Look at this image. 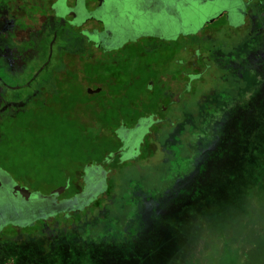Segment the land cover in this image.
<instances>
[{
  "label": "flooded vegetation",
  "instance_id": "1",
  "mask_svg": "<svg viewBox=\"0 0 264 264\" xmlns=\"http://www.w3.org/2000/svg\"><path fill=\"white\" fill-rule=\"evenodd\" d=\"M20 1L21 14L14 13L12 0L5 17L0 14V46H7L6 56L0 55V125L16 108L37 105L45 96L62 104L64 97L83 94L87 100L76 102L87 114L81 116L86 119L82 125L101 133L107 123L104 135L122 146L114 158L128 152L138 138L139 144L147 145L149 140L153 144L159 139L157 129L162 136L167 123L173 134L179 132L191 111L212 112L214 107L208 109L207 102L214 97V86L199 85L210 76L223 79L221 70L234 65L223 62L225 57L238 55L226 56L224 42L216 45L223 33L235 44L254 43L256 55L264 48V0H143L144 11L168 14L169 23L179 27L171 35L163 27L136 32L133 21L123 25L124 0ZM214 4L221 11L217 18L206 13ZM2 9L0 4L1 13ZM15 51L21 54L18 72ZM128 110L138 114L131 116H138L136 121L110 122L111 112ZM93 142L107 144L97 137ZM89 167L77 194L51 197L17 183L12 172L0 165V256L29 245L32 235L44 233L40 238L44 237L40 224L46 219L41 213L83 208L82 199L106 191L107 164Z\"/></svg>",
  "mask_w": 264,
  "mask_h": 264
},
{
  "label": "rangeland",
  "instance_id": "2",
  "mask_svg": "<svg viewBox=\"0 0 264 264\" xmlns=\"http://www.w3.org/2000/svg\"><path fill=\"white\" fill-rule=\"evenodd\" d=\"M7 3L8 0H0L3 8V12H0L1 16L5 17ZM12 3L15 5L16 16L21 14L23 10L21 1L12 0ZM122 3L123 1L121 5ZM142 3L143 0H124L123 25H131L133 21L132 30L136 32H152L151 30L155 31L160 27H163L168 35L178 31L179 27H173L169 23L171 20L168 14L144 11L140 7ZM200 8L198 4V12L202 11ZM124 13L129 17L126 18ZM206 13L207 15L212 13L211 18H217L221 11L214 4V7ZM10 18L12 21L11 16ZM230 35L235 36L236 34ZM226 36H228L227 33H223V37ZM223 37L217 41L216 45L225 43L226 56L232 52L242 53L244 57L253 56L254 64L258 66L259 62H264V48L259 55H256V53H251L256 49L254 43L248 44L251 50L248 52L243 44H235L233 38L227 40ZM225 58L223 61L225 63H233L235 66L239 63L235 59ZM175 70L173 69V72ZM242 71L244 69L241 66L240 72ZM258 78L263 81L256 88H264V74L262 73V76ZM245 83L252 85L254 81L247 79ZM199 86L207 87V89L214 86V90L223 88L222 94L232 102L231 105H235L233 104L235 91L240 90L235 85L224 88L225 85L211 76L202 81ZM207 107L209 109L208 105ZM220 109L223 108L220 107ZM225 110H233L229 116L235 118L233 119L235 122L233 124L234 135L238 132L240 134V129H242L248 142H252L250 150L242 151L244 158L249 159L250 155L264 158V117L260 120L261 122L251 126L249 122L251 117L248 113L242 112L245 108L231 106ZM161 132V128H158L159 139L153 144L151 140L147 142V146L143 149H146V154L142 155L141 161H138L133 169V172L143 175L146 173V176L141 182L134 181L136 183L133 182L134 186L126 193L127 200L132 201L133 199L134 202L129 218L124 222H117L113 219L100 221L97 226L98 231L87 229L81 234L63 231L62 233L56 232L54 235L47 233L43 238L40 236L44 233L32 235L29 245L15 247L10 252L4 251L0 256V264H264V181L258 190L251 184L247 187L235 183L229 184L227 187L234 190L230 195L225 196L227 199H231L235 193L243 194L244 190L247 192L245 198L228 200L226 205L217 204V201L221 199H214L212 181L214 169L217 167H214L216 154L212 140L208 141V137L197 131H191L190 144H197L198 141H202V144L199 145V152L193 153L192 158H188L190 155L185 154L180 137H175V142L166 147V144H163L164 135L161 136ZM139 140V138L136 139L134 144H139ZM23 143L20 144L14 140L11 152L21 167L25 165L28 167L30 164L34 169L30 172L33 177L29 175L31 182L29 183L37 186L39 193H47L56 188L59 184L51 179V174L55 173L54 176H58V171L45 166L40 159H35L33 154L36 149L30 147L29 143L28 145ZM228 143L230 146L232 141L229 140ZM142 145L144 146V143L139 144L140 148ZM233 149L234 147L227 151ZM132 154L130 150L127 155ZM165 159L170 160L171 170L159 185L156 179L160 171L150 167L145 170L144 167L161 164ZM202 169H205V174ZM142 170L145 171L142 172ZM215 172L217 174L219 170ZM262 172L260 176L264 179V169ZM210 176L212 185L207 180ZM221 176L224 175L217 177ZM252 179L250 175L247 176L249 182ZM167 182H169L168 185ZM234 182L241 183L242 180ZM222 186L225 185L222 184ZM29 188L37 191L34 187ZM69 195H71L70 192L64 193L62 197ZM83 207L86 206L83 205ZM74 211H78V208ZM61 212L65 214L66 210H61ZM58 213L53 210L41 213L40 217L47 219L48 223L42 222L40 228L43 229L49 224L57 227Z\"/></svg>",
  "mask_w": 264,
  "mask_h": 264
},
{
  "label": "trees",
  "instance_id": "3",
  "mask_svg": "<svg viewBox=\"0 0 264 264\" xmlns=\"http://www.w3.org/2000/svg\"><path fill=\"white\" fill-rule=\"evenodd\" d=\"M17 30L16 26V39ZM244 48L246 51L251 52L248 45H244ZM6 49V44L1 45L0 55L5 57ZM256 51L255 49L251 53L255 54ZM14 53V57L17 59L14 68L15 72H18V69L22 66V64L19 65L17 63L21 54L17 51ZM237 54L236 58L231 57L239 61L236 64L237 66L229 64L227 71L221 70L222 76H224L223 79L218 80L222 85H225L224 88L235 85L237 89H240L238 92L235 91L236 94L233 97V104L235 105H231L232 102L228 101L222 94L224 92L223 88H219L214 90V97H208L207 105H212L214 112L198 113L191 111L189 113L190 123L186 121V118L183 121L185 127L177 130L179 132L173 134L174 131L171 129L172 125L170 123H167L165 130H163L165 132L163 134V144L169 147V144L173 142L172 140L175 137H180L185 154L190 155L188 158H192L193 153L199 152V145L202 144V141H198L197 144H190L192 141L191 131H197L201 135L208 137V141L212 140L214 153L216 154L214 157V167L217 168L214 169L213 181L211 176L207 180L210 185H212L211 181L214 184V199H221L217 201V204L219 203L220 205H226L228 200L234 198H245L247 194L244 190L243 194L235 193L231 199H227L225 196L230 195L234 190L227 187L229 184L235 183L246 185V187L251 184V186H255L258 190V187L264 181L260 176L263 174L264 158L254 157V155H250L249 159L244 158L242 151L250 150L252 142H248L242 129H240V134L238 132L234 135L233 124L235 122L233 119L235 118L229 116L233 110H225L226 108H231V106L233 108L243 107L245 111L242 112L248 113L251 117L249 121L251 122V126L261 122L260 120L264 117V88H256V86L262 84L263 79L258 77L262 76V73L264 74V62H259L258 66V64H254L253 56L244 57L242 53ZM241 66L244 69L242 72H240ZM247 68L248 72H246ZM44 71L42 69L40 73ZM247 79L253 80L254 84L245 83ZM240 86L241 88H239ZM45 97L44 102L37 105L34 103L29 106L18 107L15 109L13 115L7 114L5 116L4 122L0 125V165L12 172L17 183L34 187L39 191L37 186L30 184L29 180L30 176L33 177L30 172L34 169L31 168L30 164L28 167L26 165L21 167L17 164L15 156L11 152L14 140L20 144L24 142V145H28L27 143H29L30 147L36 149L33 154L35 159H40L45 166L52 169L55 168L58 171V176H54L55 173L51 174V179L57 181L58 186L65 185L69 181V187L64 193L70 192L71 195L66 196L70 197L77 194L76 192L80 188V184L85 183L84 177L89 172V166L97 162L106 163L110 169L107 190L95 193L87 200L82 199L83 205L86 206L85 208H79L78 206V211H74L75 208H70V210L66 209L65 214L59 212L57 227L49 224L45 227L44 232L45 234L51 233L52 235L56 234V232L62 233L63 231L81 234L84 230L87 231V229H97L98 231L97 226L100 221L105 222L106 220L113 219L117 222H124L129 218L134 203L133 199L132 201L127 200L126 193L134 186L136 183L134 181L141 182L146 176V173L144 175L135 173L133 169L137 165V162L141 161L142 155L146 154V149H143L147 145L144 144L140 148L139 144H129V151L132 150V155H127L129 151L119 152L114 158V152L121 149L122 146L113 137L108 138L107 134L104 135V129L108 126L107 123L103 124V132L101 133H97L94 128H87L82 125L86 119L81 118V116H87V114L80 110L81 106L76 102L77 100L86 101L87 97L85 95L79 94L74 97H64L62 104L56 103L51 97ZM128 99L130 98L128 97ZM220 107L223 109H220ZM132 115L138 114L129 112V110L123 114L111 112L110 122L113 123L116 120L117 122L124 120L128 122L136 121L138 116L132 118ZM93 136L97 137L99 142L106 139L107 144H97V140L93 142ZM229 140L232 141L230 146ZM254 145L256 146V144ZM233 147V150L227 151V149ZM108 149L109 151H107ZM148 167L160 171L157 176L158 179H156L159 185L171 170L170 160L167 159L162 161L161 164H151L144 167V169L146 170ZM145 170H142V172ZM202 170L205 174V169ZM215 170H219V173L216 174ZM218 175L224 176L217 177ZM248 175L253 178L251 182L247 180ZM236 180H242V182L236 183L234 182ZM168 184L169 182H167ZM222 184L225 186H222ZM43 194L50 195V191ZM95 205L96 207H94ZM45 222L48 223V220L46 219Z\"/></svg>",
  "mask_w": 264,
  "mask_h": 264
},
{
  "label": "water",
  "instance_id": "4",
  "mask_svg": "<svg viewBox=\"0 0 264 264\" xmlns=\"http://www.w3.org/2000/svg\"><path fill=\"white\" fill-rule=\"evenodd\" d=\"M69 187V181L66 182L65 185L57 186L56 188L52 189L50 191L51 197H59L62 193L66 191V189Z\"/></svg>",
  "mask_w": 264,
  "mask_h": 264
}]
</instances>
